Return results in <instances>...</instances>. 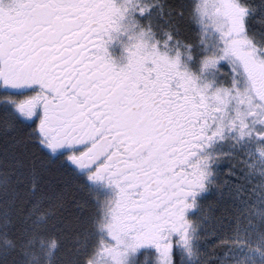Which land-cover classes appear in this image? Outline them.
<instances>
[{
	"label": "flooded vegetation",
	"instance_id": "af4514ba",
	"mask_svg": "<svg viewBox=\"0 0 264 264\" xmlns=\"http://www.w3.org/2000/svg\"><path fill=\"white\" fill-rule=\"evenodd\" d=\"M177 1L0 0V101L113 192L114 216L154 250L205 208L226 137L243 160L264 145V42L246 26L250 11L183 0L177 14ZM246 178L243 190L259 193V177L237 182Z\"/></svg>",
	"mask_w": 264,
	"mask_h": 264
},
{
	"label": "trees",
	"instance_id": "16d2710c",
	"mask_svg": "<svg viewBox=\"0 0 264 264\" xmlns=\"http://www.w3.org/2000/svg\"><path fill=\"white\" fill-rule=\"evenodd\" d=\"M238 1L250 11L246 26L263 43L264 0ZM174 10L186 13L185 2L177 1ZM179 20L187 30L186 16ZM241 177L216 178L215 191L191 219L188 234L175 237L174 245L162 243L171 246L172 264H235L239 235L259 233L264 240V210L259 223L249 221L256 212L255 194L240 190ZM102 194L87 174L52 155L37 129L0 101V264H93L106 216ZM153 250L144 243L139 263L154 264Z\"/></svg>",
	"mask_w": 264,
	"mask_h": 264
},
{
	"label": "rangeland",
	"instance_id": "374dc122",
	"mask_svg": "<svg viewBox=\"0 0 264 264\" xmlns=\"http://www.w3.org/2000/svg\"><path fill=\"white\" fill-rule=\"evenodd\" d=\"M224 1L228 2V0ZM203 7L207 10L209 2L204 3ZM205 8H202V11ZM210 68L209 76L212 78L213 75L210 72L213 71L215 65H210ZM227 74L229 75V73ZM228 80L232 83L234 80L232 75ZM238 83H240L239 87H242L243 82L239 81ZM241 148L240 144L234 141L233 137H226L225 141L214 149L215 151L211 156L208 174L215 175V178H219L221 181H227V178L237 174L247 177L250 176L251 178L259 177L257 179L259 180L258 186H260L261 191L259 193L257 189H253L252 191L255 194V199L252 198L251 202L257 203L252 204L256 207V212L249 219L251 223L257 224L261 221V218L257 215L261 213V210H264V145L254 144L249 148L251 151L248 152L245 160L240 157L243 154L240 150ZM244 148H248V146ZM87 179L90 183L97 184L92 174L87 175ZM247 180L246 178L240 181L246 186ZM97 189L101 191L100 187H97ZM102 198V208L106 216L101 221V242L93 264H138L139 258L137 257V253L140 247L144 245V242L141 241V234L138 232L135 223L126 221L129 217L122 220L121 215H118L117 218L114 216L116 210L112 208V201L114 199L113 192H103ZM116 219L122 223H119ZM143 235H145V231ZM245 236L251 237L250 234H241L238 236L237 241H239V246L235 264H264V240L260 239L263 236L256 233L253 234L251 240L250 238L246 239ZM249 240L250 242H248ZM155 252L154 264L173 263L171 246L159 245L155 248ZM194 263H197V260ZM139 264L142 263L140 262Z\"/></svg>",
	"mask_w": 264,
	"mask_h": 264
},
{
	"label": "bare ground",
	"instance_id": "6f19581e",
	"mask_svg": "<svg viewBox=\"0 0 264 264\" xmlns=\"http://www.w3.org/2000/svg\"><path fill=\"white\" fill-rule=\"evenodd\" d=\"M240 228V227H239ZM201 251V250H200ZM204 255V254H203ZM202 264V263H201Z\"/></svg>",
	"mask_w": 264,
	"mask_h": 264
}]
</instances>
